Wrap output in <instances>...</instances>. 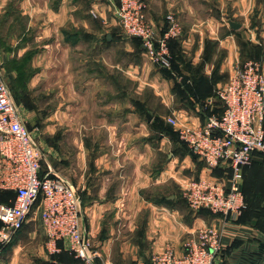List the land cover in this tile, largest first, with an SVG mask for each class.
Returning <instances> with one entry per match:
<instances>
[{
	"label": "crops",
	"instance_id": "obj_1",
	"mask_svg": "<svg viewBox=\"0 0 264 264\" xmlns=\"http://www.w3.org/2000/svg\"><path fill=\"white\" fill-rule=\"evenodd\" d=\"M162 1L167 6L174 5L180 35L188 29L179 39L181 51L189 53V47L196 46L192 50L193 61L180 66L181 74L171 69L169 71L173 76L166 75L163 70L165 68L151 62L141 43L138 44L139 40L113 37V33L108 31L104 33L101 19V29L92 27L93 25L87 29V22L81 23L86 29L67 28L66 25L72 22L73 12L77 8L75 0H59L57 7L52 6V1L47 5V29H24L22 34L18 31L17 35H14V29H11L10 35L0 33L1 71L4 70L7 80L14 81L16 89L24 91L26 99L38 105L42 101L50 102L46 113L44 112L45 133H54L59 127L54 118L65 116L64 129L67 136L64 141L67 144L63 151V161L60 162L61 159L55 152L46 154L42 160V173L54 174L62 164L63 172L67 174L68 171L71 172L74 158L78 157L81 170L85 173V176H80V181H84L81 187L83 190L89 189L90 179L94 182L95 191L90 189L84 193L82 226L93 249L99 254L97 264L148 263L154 255L169 247L183 253L186 243L194 237L195 232L209 225H218L222 229V250L217 264H236L244 255L262 256L264 158L257 156L246 168L242 189L245 190L243 193L248 201V209L243 215L222 219L207 209L194 211L185 198L187 183L201 176L217 175L220 169L225 173V170H210L188 146L177 140H170L166 131L162 132L160 129V123L153 124L156 116H167V111L170 116L177 117L180 125H200L209 116L218 114L221 105L213 94L222 84V79L217 77L232 73L238 61L240 47L235 35L219 38L217 31L244 29L245 24L238 22L226 10L221 14L219 12L217 16L213 7L201 16L194 0ZM25 2L26 12L30 10L33 14L38 9L36 0ZM147 2L152 3V0ZM150 7L149 4V9ZM100 8L104 9L102 6ZM148 15L154 25L161 24L150 12ZM231 22H237L241 27L236 29L231 26ZM216 40L219 41L221 50L225 51V56L217 53L214 56L211 54L212 58L208 54L207 44ZM260 43L255 40L251 44L258 49L261 45L257 44ZM177 44L174 45L175 48ZM105 48H110L111 53L115 50V54H126V60L121 61L118 55L110 63L104 62ZM78 51L83 55L76 59L80 62V71L78 75H74L73 55ZM172 51L173 49V57ZM258 57L264 64V46ZM122 78L133 80L139 89L150 87L162 109L154 112L142 98L143 92L139 91L136 93L140 97L133 96L128 91H111L110 97L105 99L103 91L108 83H119L124 81ZM77 95L80 98L79 115L90 117L91 114L95 120L92 125L100 124L108 130L103 150L100 146L94 162L87 157L89 149L84 142L87 135L81 136L79 144L74 145L77 146L74 147L76 150L71 152V132L78 127L71 122L69 124L66 117L73 115L72 100ZM92 105L100 107L99 111L95 109L94 113L89 112L88 107ZM104 105L111 107L106 113L102 109ZM27 110L24 111L25 118L26 115L35 114ZM147 112L153 117L151 121L147 119ZM162 122L166 124L165 120ZM88 126L91 123L81 121L80 133ZM106 169L111 172L105 173ZM70 176L72 177L71 173ZM77 185L79 186V182ZM250 185L253 186V191H249ZM2 196L3 201L12 200V197ZM36 221L39 229L45 232L39 212L32 214L21 231L31 225L30 222ZM44 234L46 251L35 258L36 264H39L40 258L47 260L48 264H75L66 249L58 257L51 256L52 245L46 232ZM58 246L64 248L65 244L60 241Z\"/></svg>",
	"mask_w": 264,
	"mask_h": 264
},
{
	"label": "built area",
	"instance_id": "obj_2",
	"mask_svg": "<svg viewBox=\"0 0 264 264\" xmlns=\"http://www.w3.org/2000/svg\"><path fill=\"white\" fill-rule=\"evenodd\" d=\"M125 35L137 38L153 64L171 66L170 40L180 35L175 14L167 15V27L159 31L149 21L144 0H109ZM223 105L200 125L182 124L170 118L180 139L210 170L223 168L227 180L215 175L191 179L185 186L188 206L207 209L219 217H239L247 207L243 193L244 168L257 154L264 155V68L247 60L217 90ZM43 153L32 137L24 109L11 97L0 69V190L15 192L0 204V249L39 212L51 250L64 249L84 264H97L98 252L82 226V197L69 181L42 173ZM65 246L60 248L58 242ZM222 250V229L209 225L195 232L183 253L169 247L141 264H217ZM112 264V263H105Z\"/></svg>",
	"mask_w": 264,
	"mask_h": 264
},
{
	"label": "rangeland",
	"instance_id": "obj_3",
	"mask_svg": "<svg viewBox=\"0 0 264 264\" xmlns=\"http://www.w3.org/2000/svg\"><path fill=\"white\" fill-rule=\"evenodd\" d=\"M51 1L53 2V7H57L59 0H36V3L38 4V9L31 14V11L26 12L27 9V2L25 0H2L0 1V29H2L1 34L5 35L8 33L10 35L11 29H14L13 32L15 33L14 35H17L16 33L19 31L21 34L23 33L24 29H47L49 22H47V13L45 12V9L47 8V5L51 4ZM77 4V8H75V11L73 12V20L70 24L66 25L67 28L69 29H86L82 22H87L88 23V28L93 25L92 27H99L101 29V25H104V30L106 33L112 34L113 37H124V38H130L132 40H138L136 38H131L125 35L118 19L116 18L114 14V9L113 5L109 0H75ZM146 5H147V16L149 21H152V19L149 15L148 12L151 13L153 18H156V21H160V25L156 24L155 27L157 29H165L167 26L166 21H167V15L169 13H176L174 5L173 6H167L162 0H152L151 2H147V0H144ZM209 1V2H208ZM97 3V5L93 4ZM101 4V5H100ZM149 4L151 5L149 9ZM195 6L198 8L201 16L207 13V9L209 8H214L215 9V14L218 16L219 12H224L225 10L227 13H229L230 16H235V19L242 23L243 25L245 24L244 29H238V30H228V29H219L217 31L219 38H223L224 36H227L229 34L235 35L236 42L239 45L240 49V54L238 55V61L234 65L232 73L236 70V68L240 65H243L244 62L247 60H254L256 62H259L263 68L264 64L260 62L258 59L259 57V51L261 52L262 46H264V0H194ZM104 7V9L100 8V6ZM51 6V7H52ZM25 11V12H23ZM228 15V16H229ZM100 19L102 20V24L100 25ZM106 24H104V23ZM69 26V27H68ZM160 26V28H159ZM188 29H186L184 32L186 33ZM112 31V32H110ZM184 32H182L181 35L176 37L175 45L176 46V52L172 51L173 57L171 60V66L168 67V70L173 69L174 72H177L174 69V65L180 64L182 67L185 63H188L189 61H193V52L192 50L195 49L196 46H193V48L189 47V53H186V51H181V47L179 44V39L184 35ZM22 36V35H21ZM216 36V37H217ZM20 37V36H19ZM15 38V37H14ZM29 38V37H27ZM198 39V37H196ZM207 40V38H205ZM210 40H213L209 38ZM113 40V39H112ZM196 40V39H195ZM260 41L261 45L260 48H255L251 43L252 41ZM113 42V41H112ZM138 42V41H137ZM105 45L107 43L104 41ZM139 44V42H138ZM142 46V45H141ZM208 47V54L209 55H215L218 53V55H224L225 56V51L221 50L219 47V41H213L212 43L207 44ZM143 48V47H142ZM144 50V49H143ZM122 51V50H119ZM213 52V53H212ZM120 53V54H119ZM116 52L115 50L111 53L110 48H105L103 51V61L110 63L111 59L115 60L117 56L119 55L120 60L124 61L126 60V54L122 52ZM83 53L81 54L79 51L73 55V66H74V75H78L80 71V65L79 61H76L80 56H82ZM211 55V56H212ZM213 55V56H214ZM217 55V56H218ZM212 56V58H214ZM219 57V56H218ZM222 57V56H221ZM224 58V57H222ZM175 61V62H174ZM174 62V64H173ZM126 63V62H125ZM240 64V65H239ZM180 67V68H181ZM1 69V67H0ZM163 69V68H162ZM3 78L6 80V83L9 88V92L11 94L12 99L19 105H21L26 111L27 109L29 111L35 112L34 115H24L25 118V123L29 130L32 133V137L38 147L42 150L43 153V159L45 158L46 154H52L56 153L58 154L57 157L62 163L63 161V151L65 147V136H67L66 129H64V117L63 115L56 116L55 119V124L59 126L56 128L54 133L44 132V127H45V117H44V112L46 113L47 107L50 104L49 101H42L39 103H36L34 101H31L29 99H26V96L24 95V91L16 89L14 81H9L6 79L4 70L1 71ZM226 75V74H220L221 76H218L217 79L221 80L222 84L217 88V90L222 87L227 80L230 78L232 75ZM187 75V74H186ZM190 77V75L188 74ZM121 77V76H120ZM124 81L121 80L119 83H113L112 85L108 83L107 88L103 91V96L105 99H108L109 93H114L119 92L123 93V91H128L131 92V95L140 97L136 91L143 92L142 98L146 100L148 103V106L156 111V113L162 109V105H160L159 100L155 98V94L153 90L150 89V87H140L137 83H135L133 80L122 78ZM217 90H215L213 97L216 98V101L218 104L221 105L220 99L217 97ZM77 96H74L72 102H73V115L68 116L67 121L70 124H76L77 129L73 130L72 136H71V142H72V147H71V152H74L76 150L77 146H74L75 144H79V140L82 135H87V139L84 141L85 146L89 149V152L87 154L88 159H90L92 162L97 160L98 156V150L101 146V150H103L105 138L108 136V130L105 126H100L98 125H92L95 123V120L93 119V116L90 114V117L87 115L81 117L79 115L80 113V98ZM90 103V101H89ZM95 109H100V107H95V105L89 106L88 111L94 113ZM102 109L105 111H109L111 107L108 105H104ZM27 110V111H28ZM166 112V111H165ZM167 116H156L157 118L162 119L163 121L165 120V125H171L169 122L170 118H174L175 116H170L169 112L167 111ZM177 118V117H175ZM84 121L85 123H91V126H88L87 129H84L83 132L80 133V122ZM162 121L160 120V123ZM174 129L176 126L171 125ZM176 132L177 128L175 129ZM167 135L169 139H173L174 135H172L170 132L167 131ZM60 170L56 171L54 174L48 173L50 175H56L61 178L66 179L69 181L75 188H77V183L79 182V191L82 201L84 203V193L85 191H95L93 189V184L94 182L91 181L90 183L91 186L89 189H84L81 187V185H84V181H80V176L84 175V171L81 170V166L79 165V158L77 157L76 159L74 158V165L71 169V172L68 171V175L63 172V165L60 164ZM107 171L111 170H105L104 172L106 173ZM70 173L72 174V177L70 176ZM93 177L95 176V173L92 175ZM218 178H222L227 180V176L224 173L223 170H218L217 172ZM104 177V176H103ZM261 185V184H257ZM249 191H253V186H249ZM3 203V196L0 194V204ZM34 214V213H33ZM31 225H28L24 231L20 232L17 234L14 239L11 242H9L7 245L2 247L0 249V264H36V257H40L41 255L45 254V232L42 229H39L38 222H30ZM37 224L36 226L33 224ZM46 251V250H45ZM39 255V256H38ZM36 258V259H35ZM47 260H44L40 258L39 264H48L46 262Z\"/></svg>",
	"mask_w": 264,
	"mask_h": 264
},
{
	"label": "trees",
	"instance_id": "obj_4",
	"mask_svg": "<svg viewBox=\"0 0 264 264\" xmlns=\"http://www.w3.org/2000/svg\"><path fill=\"white\" fill-rule=\"evenodd\" d=\"M167 27V26H166ZM166 27H165V29H166ZM137 39V38H136ZM139 40V39H138ZM176 39H171L170 40V49L172 50L173 49V51H175L176 52V48L174 47V45H175V43H176V41H175ZM140 41V40H139ZM139 43H141V41L139 42ZM175 62V61H174ZM174 62H173V64H174ZM174 69L177 71V72H179V74H181V68H180V64H176L175 63V65H174ZM164 70V73L166 74V75H168V76H173V74L169 71V70H167V69H163ZM189 87H191L190 85H189ZM214 95V94H213ZM223 112V105H222V103H221V107H220V110H219V112H218V114H221ZM160 118H155V120L153 121V124H155V123H160ZM162 121V120H161ZM161 125L159 126L160 127V129L162 130V132L163 131H166V133H167V131L168 132H170L172 135H174V137H173V140H177V141H179V142H181L182 144H184V145H186L181 139H180V137H179V133L178 132H176L175 131V129L171 126V125H165V124H163V122H161L160 123ZM187 146V145H186ZM196 156V155H195ZM257 156H260V157H262V158H264V155H262V154H257L256 156H255V158L257 157ZM197 157V156H196ZM255 158H254V160H255ZM253 160V161H254ZM252 164V163H251ZM250 164V165H251ZM250 165H248V166H250ZM248 166H246L245 168H244V175H245V171H246V168L248 167ZM244 182V181H243ZM245 190H244V188H243V192H244ZM0 194H2V195H7V196H9V197H12V200L14 199V197H15V192L14 191H10V190H0ZM11 200V199H10ZM10 200L9 199H7V200H4L3 201V203H9L10 202ZM246 200V203H247V207H246V209L243 211V213L248 209V201H247V199H245ZM243 213H242V215H243ZM0 225H1V222H0ZM12 240H15L14 238L12 239ZM69 254H70V256L74 259V261H75V264H84V262L80 259V258H77V257H75V255L74 254H72V253H70L69 251H67ZM62 253H64L63 252V250L62 251H60V252H58V253H54V254H52L51 256H53V257H58V256H60V255H62Z\"/></svg>",
	"mask_w": 264,
	"mask_h": 264
},
{
	"label": "water",
	"instance_id": "obj_5",
	"mask_svg": "<svg viewBox=\"0 0 264 264\" xmlns=\"http://www.w3.org/2000/svg\"><path fill=\"white\" fill-rule=\"evenodd\" d=\"M230 24L236 29L241 27V25L237 22H231ZM146 116L149 121L153 119L152 115L149 112L146 113ZM236 264H264V255H244L238 260Z\"/></svg>",
	"mask_w": 264,
	"mask_h": 264
}]
</instances>
